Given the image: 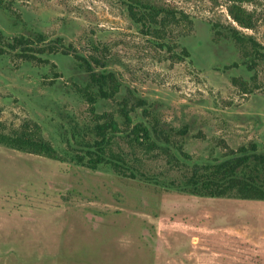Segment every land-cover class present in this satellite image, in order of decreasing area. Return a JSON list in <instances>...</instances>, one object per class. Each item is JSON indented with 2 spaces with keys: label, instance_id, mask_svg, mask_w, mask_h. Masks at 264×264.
I'll list each match as a JSON object with an SVG mask.
<instances>
[{
  "label": "rangeland",
  "instance_id": "374dc122",
  "mask_svg": "<svg viewBox=\"0 0 264 264\" xmlns=\"http://www.w3.org/2000/svg\"><path fill=\"white\" fill-rule=\"evenodd\" d=\"M154 1L177 16L160 35L134 22L121 0L5 3L49 38L96 50L118 73L123 88L98 101L96 112L120 119L119 106L134 89L164 124L187 127L182 141L195 159L217 155L225 144L264 147V62L248 69L225 33L236 27L264 46V0L244 4L253 28L233 20L227 0ZM12 21L0 11L5 44L19 34ZM183 46L191 57L177 60ZM48 60L0 55V136L40 129L61 147L58 111L90 121L74 58ZM114 146L151 177H177L158 151L125 137ZM0 264H264V200L193 195L0 143Z\"/></svg>",
  "mask_w": 264,
  "mask_h": 264
},
{
  "label": "trees",
  "instance_id": "16d2710c",
  "mask_svg": "<svg viewBox=\"0 0 264 264\" xmlns=\"http://www.w3.org/2000/svg\"><path fill=\"white\" fill-rule=\"evenodd\" d=\"M231 17L243 28L254 27V13L244 4L254 0H227ZM134 22L146 31L160 35L171 18H177L172 9L154 0H121ZM0 11L12 16L10 27L19 30L6 44L0 31V55L15 53L27 62H47L52 54L72 56L75 61L77 93L90 104V121H81L74 115L60 110L58 133L61 147L46 139L40 129L36 132L22 130L14 134H2L0 143L21 151L36 153L60 161H69L89 169L111 167L121 176H130L161 184L198 196L235 197L249 200H264V147L249 142L232 148L227 144L217 155L195 159L185 150L182 138L187 127L176 128L164 124L154 111V104L145 96L129 89L119 106L120 119L115 112H96L100 100L115 97L124 84L118 73L110 68L94 50L92 53L66 44L62 36L49 38L44 32L32 27L14 14L0 0ZM214 43H220V30L215 28ZM226 39L233 42L248 69L264 62V46L253 36L238 28L228 29ZM191 57L190 50L183 46L176 59ZM235 81H238L235 79ZM130 138L132 144L148 152L158 151L177 169V177L160 180L132 164L128 153L116 149L114 144L121 138Z\"/></svg>",
  "mask_w": 264,
  "mask_h": 264
}]
</instances>
